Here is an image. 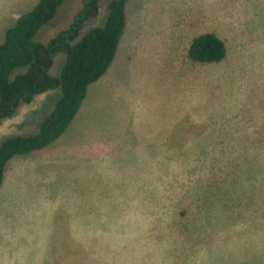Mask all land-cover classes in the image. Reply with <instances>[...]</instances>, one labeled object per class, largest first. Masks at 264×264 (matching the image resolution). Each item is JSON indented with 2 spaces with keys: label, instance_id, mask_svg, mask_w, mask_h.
<instances>
[{
  "label": "rangeland",
  "instance_id": "1",
  "mask_svg": "<svg viewBox=\"0 0 264 264\" xmlns=\"http://www.w3.org/2000/svg\"><path fill=\"white\" fill-rule=\"evenodd\" d=\"M12 1L0 0V44L14 14L33 8V0ZM111 1L100 0L77 40L105 24ZM136 1L127 3L130 32L112 65L49 145L60 162L76 164L65 188L84 195L94 188L98 201L89 216L94 241L73 249L62 236L57 263L264 264V152H254L257 134L264 137V0ZM82 7L65 0L37 38L69 29ZM210 30L224 31L226 57L193 60L188 46ZM65 61L59 52L53 76ZM61 95L40 96L19 130L38 132L35 119ZM12 132L0 134V145ZM9 218L2 209L0 219ZM39 251L29 257L44 264ZM9 261L0 253V264Z\"/></svg>",
  "mask_w": 264,
  "mask_h": 264
},
{
  "label": "trees",
  "instance_id": "2",
  "mask_svg": "<svg viewBox=\"0 0 264 264\" xmlns=\"http://www.w3.org/2000/svg\"><path fill=\"white\" fill-rule=\"evenodd\" d=\"M64 1L39 0L7 29L0 45V122L14 117L22 103H31L39 94L56 89L62 92L53 110L40 121L38 132L11 135L3 140L0 184L10 159L42 149L64 133L90 84L106 73L116 56L129 0H112L105 24L92 28L77 40L84 23L97 16L100 9V0H82L83 7L69 29L59 31L47 42L39 40V31L58 16ZM59 52L66 54V61L60 76H53L51 68ZM226 55L224 40L212 32L198 35L189 49L190 58L202 63L219 62ZM17 68L25 70L13 76Z\"/></svg>",
  "mask_w": 264,
  "mask_h": 264
},
{
  "label": "crops",
  "instance_id": "3",
  "mask_svg": "<svg viewBox=\"0 0 264 264\" xmlns=\"http://www.w3.org/2000/svg\"><path fill=\"white\" fill-rule=\"evenodd\" d=\"M35 1H31L33 8L38 4H32ZM136 2H139V0ZM11 3L13 4L12 0ZM127 6L126 4V10ZM13 7L15 8V6ZM19 13L18 11L12 17L15 23L22 14ZM126 26L127 15L122 36L130 32ZM8 28L4 29L5 32ZM0 31L2 32L1 23ZM207 32H212L216 35L219 33L218 30H210L203 33ZM2 34V37H4V32ZM218 36L224 42L226 41L224 31L221 34L219 33ZM124 42L122 41L123 44ZM122 43L119 42V45L121 44L120 47L123 46ZM119 45L118 48L120 49ZM190 46L186 50L187 55H189ZM49 92L51 91L37 95L31 103L20 105L18 110L19 108L20 110H25L20 115L19 113L17 114V111L14 117L2 120L0 126H3L4 122L6 124L5 127H2L3 130L2 132L0 131V134L6 135L16 131L12 132V135H28L22 132L24 130H19L26 120L25 116L32 108H36L35 103L39 98H42L40 96ZM38 120L39 118L35 119L37 122ZM36 123L35 125L39 127L40 122ZM8 124L11 125L10 131ZM260 136V134H257L258 142L254 143V152H264V137L259 139ZM51 147L48 145L38 151L34 150L26 154L16 155L6 164L3 180L0 184V212L5 209V214H8L10 218L7 220L0 219V250H3L0 253L4 258H9V264H17L14 258L16 256H19V260L24 264H36V261H33L34 258L29 257L30 254L33 255L36 248L40 249L39 255L42 256L41 261L44 264L47 263L49 256H52V259H49V264H59L57 261L62 258L63 253L61 248L65 245L63 244L62 236L67 238L68 235L71 238V242L68 245L73 249L82 247L83 241L87 243L94 241L93 228L91 227L92 219L89 217L95 213L94 211L98 205L94 188L89 194L85 195L77 190L76 185L71 186L67 190L63 182L66 181L67 176L71 180L74 179L70 177V174L76 168V164L70 160H64L65 163L60 162L61 152L58 151L60 154H52L51 150L53 149H50ZM94 162L91 161L92 164ZM16 191L24 192L17 193ZM82 216H86V222H84ZM37 264H40L39 261H37Z\"/></svg>",
  "mask_w": 264,
  "mask_h": 264
}]
</instances>
